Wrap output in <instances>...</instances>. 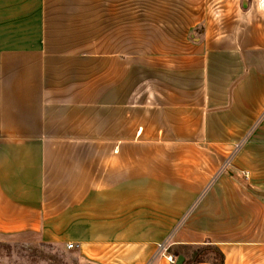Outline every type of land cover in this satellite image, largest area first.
<instances>
[{"label": "crops", "instance_id": "obj_1", "mask_svg": "<svg viewBox=\"0 0 264 264\" xmlns=\"http://www.w3.org/2000/svg\"><path fill=\"white\" fill-rule=\"evenodd\" d=\"M78 1L0 0V241L264 264V0Z\"/></svg>", "mask_w": 264, "mask_h": 264}, {"label": "rangeland", "instance_id": "obj_2", "mask_svg": "<svg viewBox=\"0 0 264 264\" xmlns=\"http://www.w3.org/2000/svg\"><path fill=\"white\" fill-rule=\"evenodd\" d=\"M107 2V0H101ZM79 5H99V0H79ZM144 3V0H140ZM76 250L55 243L12 238L0 241V264H81ZM178 258V257H177ZM175 258V262L177 260Z\"/></svg>", "mask_w": 264, "mask_h": 264}, {"label": "trees", "instance_id": "obj_3", "mask_svg": "<svg viewBox=\"0 0 264 264\" xmlns=\"http://www.w3.org/2000/svg\"><path fill=\"white\" fill-rule=\"evenodd\" d=\"M193 264L210 262L211 264H224V254L220 248L212 244L189 247ZM179 256V255H178ZM178 256H175L176 258Z\"/></svg>", "mask_w": 264, "mask_h": 264}, {"label": "built area", "instance_id": "obj_4", "mask_svg": "<svg viewBox=\"0 0 264 264\" xmlns=\"http://www.w3.org/2000/svg\"><path fill=\"white\" fill-rule=\"evenodd\" d=\"M229 166V163H225V165L223 166L222 168V171H226L227 167ZM67 249L68 250H76L78 249L79 245L78 244H75V243H68L66 245ZM169 259L172 261V262H175V257L173 256H169Z\"/></svg>", "mask_w": 264, "mask_h": 264}, {"label": "water", "instance_id": "obj_5", "mask_svg": "<svg viewBox=\"0 0 264 264\" xmlns=\"http://www.w3.org/2000/svg\"><path fill=\"white\" fill-rule=\"evenodd\" d=\"M184 262H185V257L183 255H179L176 260V264H184Z\"/></svg>", "mask_w": 264, "mask_h": 264}]
</instances>
